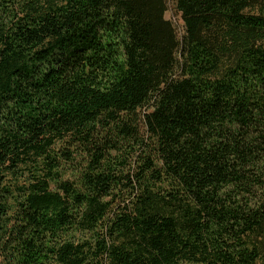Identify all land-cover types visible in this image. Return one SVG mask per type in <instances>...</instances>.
<instances>
[{
	"label": "trees",
	"instance_id": "trees-1",
	"mask_svg": "<svg viewBox=\"0 0 264 264\" xmlns=\"http://www.w3.org/2000/svg\"><path fill=\"white\" fill-rule=\"evenodd\" d=\"M175 8L0 0L1 264H264V0Z\"/></svg>",
	"mask_w": 264,
	"mask_h": 264
},
{
	"label": "rangeland",
	"instance_id": "rangeland-1",
	"mask_svg": "<svg viewBox=\"0 0 264 264\" xmlns=\"http://www.w3.org/2000/svg\"><path fill=\"white\" fill-rule=\"evenodd\" d=\"M168 7L169 9L166 17L173 22L175 28L178 31V35L181 38L184 33V22L175 8V0H168ZM80 238H85V236H81ZM2 261L3 258H0V264Z\"/></svg>",
	"mask_w": 264,
	"mask_h": 264
}]
</instances>
